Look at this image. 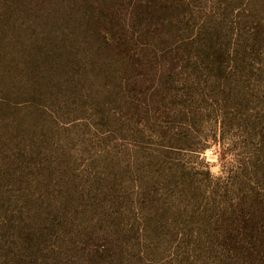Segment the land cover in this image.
Instances as JSON below:
<instances>
[{
    "label": "rangeland",
    "instance_id": "1",
    "mask_svg": "<svg viewBox=\"0 0 264 264\" xmlns=\"http://www.w3.org/2000/svg\"><path fill=\"white\" fill-rule=\"evenodd\" d=\"M0 264H264V0H0Z\"/></svg>",
    "mask_w": 264,
    "mask_h": 264
}]
</instances>
